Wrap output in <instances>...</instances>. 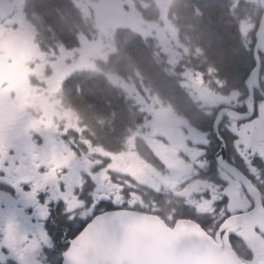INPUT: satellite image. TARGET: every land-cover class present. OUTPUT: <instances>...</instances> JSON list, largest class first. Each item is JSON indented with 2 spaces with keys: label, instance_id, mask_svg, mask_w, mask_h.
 Masks as SVG:
<instances>
[{
  "label": "flooded vegetation",
  "instance_id": "af4514ba",
  "mask_svg": "<svg viewBox=\"0 0 264 264\" xmlns=\"http://www.w3.org/2000/svg\"><path fill=\"white\" fill-rule=\"evenodd\" d=\"M229 1L241 34L256 18L254 37L264 0ZM38 2L0 0V264H62L82 230L114 211L195 223L215 241L245 219L259 251L240 223L229 240L247 264H264V220L252 218L253 188L264 210V74L249 104L248 76L230 85L194 60L189 101L172 107L145 67L191 47L182 0H64L61 30ZM100 2L121 5L118 25L96 23ZM93 83L113 95L107 110L87 109Z\"/></svg>",
  "mask_w": 264,
  "mask_h": 264
},
{
  "label": "water",
  "instance_id": "95a60500",
  "mask_svg": "<svg viewBox=\"0 0 264 264\" xmlns=\"http://www.w3.org/2000/svg\"><path fill=\"white\" fill-rule=\"evenodd\" d=\"M104 3L101 2L95 9L98 23H119L123 16L121 6ZM113 7L117 10L113 11ZM260 55L264 56V14L256 32V69L247 81L251 95L253 89L259 87ZM249 233L248 230L244 233L245 241L256 251L260 244L255 234ZM63 264L244 263L232 251L227 239H220L216 244L197 225L179 223L171 230L156 218L114 212L96 218L72 241Z\"/></svg>",
  "mask_w": 264,
  "mask_h": 264
},
{
  "label": "trees",
  "instance_id": "16d2710c",
  "mask_svg": "<svg viewBox=\"0 0 264 264\" xmlns=\"http://www.w3.org/2000/svg\"><path fill=\"white\" fill-rule=\"evenodd\" d=\"M37 7L55 28L58 27L61 30L66 26V15L63 13L66 9L64 0H39ZM181 9L184 13L183 20L186 21L187 37L192 43L190 54L183 66L190 69L191 62L195 65L193 62L195 60L197 70L204 73L212 70L220 79L226 78L230 85L242 84L255 67V60L253 48L246 47L244 44L239 32L240 20L233 15L230 1L182 0ZM126 37L119 34L118 42L128 43ZM134 51L136 58H141L144 62L149 61V57L138 46ZM197 51L198 54H196ZM145 68L150 76L156 78L151 80V84L156 89L166 92L163 100L168 105L179 107V103L189 101L184 94L185 88L180 79L169 73L168 68L161 65L151 66L150 62ZM262 70L264 74V58H262ZM72 94L76 96L73 90ZM83 94L87 97V109L92 107L95 110L97 108L107 110V104L111 105V102L113 104L115 102L113 95L104 92L95 83L85 86ZM236 250L239 252L237 248Z\"/></svg>",
  "mask_w": 264,
  "mask_h": 264
},
{
  "label": "rangeland",
  "instance_id": "374dc122",
  "mask_svg": "<svg viewBox=\"0 0 264 264\" xmlns=\"http://www.w3.org/2000/svg\"><path fill=\"white\" fill-rule=\"evenodd\" d=\"M253 19H244V21L241 24L243 33L245 35H248L251 31H252V27H253ZM180 56H183L185 54H188V50H181L180 52ZM179 55L174 56L172 53H167L166 54V61L169 65H171V68L173 70H176L175 68L179 65L178 61H175L176 59L178 60ZM183 83L185 85V87L189 90L192 86L195 87V84H193L194 80H195V76L194 74H189V75H184L183 77Z\"/></svg>",
  "mask_w": 264,
  "mask_h": 264
}]
</instances>
